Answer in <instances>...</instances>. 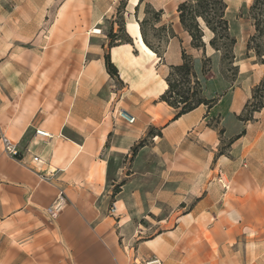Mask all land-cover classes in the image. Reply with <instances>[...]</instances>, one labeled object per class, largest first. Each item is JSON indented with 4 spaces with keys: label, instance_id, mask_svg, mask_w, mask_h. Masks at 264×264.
<instances>
[{
    "label": "crops",
    "instance_id": "0c3cea01",
    "mask_svg": "<svg viewBox=\"0 0 264 264\" xmlns=\"http://www.w3.org/2000/svg\"><path fill=\"white\" fill-rule=\"evenodd\" d=\"M132 1L133 42L110 47L114 0H0V138L20 149L17 160L0 140V264H264V107L253 121L237 119L264 79L255 55L238 57L253 21L240 17L235 36L241 81L211 108L175 118L161 98L170 67L184 48L200 77V50L178 16L180 31L158 56ZM146 1L165 10L171 0ZM210 39L205 52L215 55ZM213 116L226 123L224 136ZM152 128L160 134L148 136ZM61 190L67 204L52 219L47 208Z\"/></svg>",
    "mask_w": 264,
    "mask_h": 264
},
{
    "label": "trees",
    "instance_id": "16d2710c",
    "mask_svg": "<svg viewBox=\"0 0 264 264\" xmlns=\"http://www.w3.org/2000/svg\"><path fill=\"white\" fill-rule=\"evenodd\" d=\"M123 8L125 9L128 0H124ZM144 0H139L136 6V14L140 5ZM151 11H145V16L142 19H138L141 30V35L144 43L152 49L155 53L163 58L164 50H161L160 46H155L148 33L147 26L152 25L156 32L163 34L166 39V44L171 38L177 36L175 31L170 25L162 24V9H156L151 5ZM229 6V0H183L178 5L179 21L185 31H187L191 37V44L193 47L203 49L205 51L206 42L204 40L205 30L208 29L212 32V37L209 40V44L222 55V60L225 63L224 72L231 73L232 79L239 74V66L236 64L235 44L237 42L236 37L232 36L230 32V22L227 17V9ZM252 18L254 19V26L256 29L247 41L245 56L250 57L251 53L255 55L256 62L264 63V0H254L251 5ZM122 9H119V13ZM116 23V22H115ZM125 20L119 23V30L114 31L112 27L108 32V38L110 40L109 46H114L122 43H132L133 39L126 31ZM125 32L126 35L122 38L120 33ZM106 67L108 72L112 76L118 75V69L112 62L110 54L105 56ZM183 62L180 65H172L170 72L166 78L168 88L162 95V99L166 101L170 106L177 110L175 118L185 114L201 104L207 105L211 108L217 103L218 98H207L204 95V89L194 68L193 56L189 54L186 49H182ZM210 58L207 57L203 62L201 73L207 75L209 72L208 63ZM264 107V79L261 80L252 89L251 98L247 101L242 112L237 118L244 122L254 120V114L259 112ZM210 124V123H209ZM211 125V124H210ZM213 126V125H212ZM216 127V126H214ZM217 128V127H216ZM223 129L219 130V134L222 136ZM160 134L155 132L152 128L148 132V136L153 134ZM244 133V131L242 132ZM239 135L230 138L227 142H223L219 153H228L227 150L230 144ZM146 143V139L141 140L136 144L132 151L135 154L139 148L143 147ZM119 186H116L115 193L118 192Z\"/></svg>",
    "mask_w": 264,
    "mask_h": 264
},
{
    "label": "rangeland",
    "instance_id": "374dc122",
    "mask_svg": "<svg viewBox=\"0 0 264 264\" xmlns=\"http://www.w3.org/2000/svg\"><path fill=\"white\" fill-rule=\"evenodd\" d=\"M135 1L136 0L132 1L133 5H134ZM124 2H125L124 0H114V3L112 4L113 5V9H112L113 14L111 15V18L108 20L109 26H112L111 23L116 22L115 27L117 30H119V23L121 21H123V19L126 20L128 17H130L129 9L130 10L132 9L131 4L129 7H127V5H128V2H127L126 7L124 9L123 8ZM180 2H181L180 0H171L166 5V9L163 10V14H162V24L170 25L174 31H175V29L177 31H180V24L178 21L179 13L177 10ZM242 2H243V0L232 1L230 3V7L228 10V18L232 21V27H233L232 32L231 31L230 32H231L232 36H234V37L236 35L240 34V31H239L240 29H239V25H238L240 17H245V15H247L254 23V19L252 18V13H251V9H250L253 2L249 7L246 6L245 3H242ZM119 9H122L120 13H119ZM147 10L151 11V6H150V3H148L146 0H144L142 2V4L140 5L137 14L135 12L136 17L139 16L142 19L145 16V11H147ZM147 29H148L149 37H150L152 43L155 46H160L161 50H164L166 48L167 44H166V39L164 38V36H162L163 34L156 32L155 29H153L152 25H148ZM125 35H126L125 32L120 33V37H122V38ZM210 36L212 37V32L209 31L208 29H206L204 39L208 40L210 38ZM251 36L252 35H250V37ZM249 38L247 39V41L249 40ZM262 41L264 42V39H262ZM199 50H200V53H199L200 57L199 58L201 60V69H202V65H203V62L205 61V59L207 57L210 58V62L208 63V67L210 69L209 72L207 73V75H203L202 73H200V77H201L200 80H201V83H202V86L204 89V95L209 99L218 98V100H219L221 95H223L224 93H227V91L230 90L231 87L238 84L241 81V79L239 78V74L234 78V80L232 79L231 73L225 74V72H224L225 63L222 60V55L220 52H217L215 55H209L203 49H199ZM210 52H211V49H210ZM244 56H245L244 52L238 53V57H244ZM193 60H194V68H195L194 57H193ZM255 114H254V116H255ZM209 123L213 126H216L218 130L223 129V131L225 132L226 123L221 124V120H220L219 116L218 117L213 116V118L210 120ZM227 125H230V124L227 123ZM240 131L241 130H238L237 132L239 133ZM224 132L222 133V136H224ZM236 135L237 134H233L232 137H234ZM229 139L226 138L223 140L225 142H227Z\"/></svg>",
    "mask_w": 264,
    "mask_h": 264
},
{
    "label": "built area",
    "instance_id": "2783aa9c",
    "mask_svg": "<svg viewBox=\"0 0 264 264\" xmlns=\"http://www.w3.org/2000/svg\"><path fill=\"white\" fill-rule=\"evenodd\" d=\"M117 115L120 119L127 122L128 124H133L135 122V119H136L134 115L130 114L127 110H125L123 108H120L117 111ZM36 135H39L42 137H50V134L48 132L40 130V129H36ZM0 140H1V143L3 145L5 152L7 154H9V156H11L17 160H20V157H19L20 149H19L18 144L13 143L5 135H2ZM33 160L34 161H41L42 159L38 155H34ZM42 178L46 179L47 177L42 176ZM66 204H67V197H66L64 191L61 190L57 194V196H56L54 202L51 204V206H49L47 208V212H48L49 216L52 219L57 218L58 214L65 208ZM109 213L112 215H115L117 213V206H116L115 201L111 204V207L109 208ZM145 264H162V261L159 258L154 257V258L147 260L145 262Z\"/></svg>",
    "mask_w": 264,
    "mask_h": 264
},
{
    "label": "water",
    "instance_id": "95a60500",
    "mask_svg": "<svg viewBox=\"0 0 264 264\" xmlns=\"http://www.w3.org/2000/svg\"><path fill=\"white\" fill-rule=\"evenodd\" d=\"M93 31L96 32V33H99V32H101V29L100 28H95Z\"/></svg>",
    "mask_w": 264,
    "mask_h": 264
},
{
    "label": "bare ground",
    "instance_id": "6f19581e",
    "mask_svg": "<svg viewBox=\"0 0 264 264\" xmlns=\"http://www.w3.org/2000/svg\"><path fill=\"white\" fill-rule=\"evenodd\" d=\"M139 3V0H138V2L136 3V5ZM143 40V39H142ZM144 44V43H143ZM145 46V45H144Z\"/></svg>",
    "mask_w": 264,
    "mask_h": 264
}]
</instances>
